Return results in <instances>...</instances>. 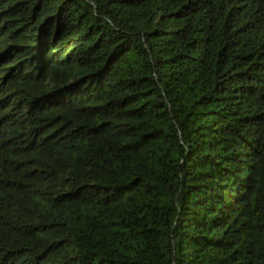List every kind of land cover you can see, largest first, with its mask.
Listing matches in <instances>:
<instances>
[{"label":"trees","instance_id":"16d2710c","mask_svg":"<svg viewBox=\"0 0 264 264\" xmlns=\"http://www.w3.org/2000/svg\"><path fill=\"white\" fill-rule=\"evenodd\" d=\"M0 264H264V0H0Z\"/></svg>","mask_w":264,"mask_h":264},{"label":"rangeland","instance_id":"374dc122","mask_svg":"<svg viewBox=\"0 0 264 264\" xmlns=\"http://www.w3.org/2000/svg\"><path fill=\"white\" fill-rule=\"evenodd\" d=\"M85 71V68L82 66H79L77 64L72 65V74L73 76H77L82 74Z\"/></svg>","mask_w":264,"mask_h":264}]
</instances>
